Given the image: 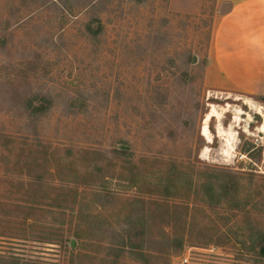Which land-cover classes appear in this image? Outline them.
<instances>
[{
    "label": "rangeland",
    "instance_id": "obj_1",
    "mask_svg": "<svg viewBox=\"0 0 264 264\" xmlns=\"http://www.w3.org/2000/svg\"><path fill=\"white\" fill-rule=\"evenodd\" d=\"M223 8L0 0V264H264V100L204 81Z\"/></svg>",
    "mask_w": 264,
    "mask_h": 264
},
{
    "label": "crops",
    "instance_id": "obj_2",
    "mask_svg": "<svg viewBox=\"0 0 264 264\" xmlns=\"http://www.w3.org/2000/svg\"><path fill=\"white\" fill-rule=\"evenodd\" d=\"M224 7L214 20L204 68L215 92L264 96V0H217Z\"/></svg>",
    "mask_w": 264,
    "mask_h": 264
},
{
    "label": "trees",
    "instance_id": "obj_3",
    "mask_svg": "<svg viewBox=\"0 0 264 264\" xmlns=\"http://www.w3.org/2000/svg\"><path fill=\"white\" fill-rule=\"evenodd\" d=\"M261 99L264 100V96H261ZM46 103L44 104L43 103V106L45 107ZM39 106H37L36 108L33 109V112H41L40 109H38ZM30 108V107H29ZM48 108V107H46ZM43 107H42V111H43ZM250 147H252V145H250L248 148H246V151H250ZM226 186V185H225ZM227 192L226 189H224V193ZM226 196V194H224ZM142 231L140 233H137L136 234H130V233H127L125 235L126 238H125V235L123 237V240H122V245H125V243H127V241L131 244L132 240H135V238H137V236L139 234H141ZM142 235V234H141ZM252 234H247L246 231L245 232H242V233H236L233 235L234 238H236V240L239 241V243H241L242 245H244L245 247H247L244 242V239H246L248 236H250ZM141 238H144V236H140ZM180 248H182V244H180ZM259 248V249H258ZM255 249H258L259 250V255L264 257V234L261 235V237L258 236V239H257V243H252V251H254ZM29 262H25L24 260H22L21 258H11L7 261H4V264H28ZM30 264H43V263H34V262H30Z\"/></svg>",
    "mask_w": 264,
    "mask_h": 264
},
{
    "label": "bare ground",
    "instance_id": "obj_4",
    "mask_svg": "<svg viewBox=\"0 0 264 264\" xmlns=\"http://www.w3.org/2000/svg\"><path fill=\"white\" fill-rule=\"evenodd\" d=\"M250 103H251L250 105L252 107L256 108L259 113L264 114V111H263L264 108L261 105L256 106L253 103V101H250ZM216 115H217V117L220 118L222 114L220 115V112L213 106L212 110L207 114L206 119L204 121V124L202 126V133L205 137H207L208 140H211V138H212L210 130H209V126H208V121L211 119L212 116H216ZM235 119H236V121L239 120V115L236 114ZM259 129L262 132L264 131V122L259 127ZM218 133H219V135L224 136V141L226 142V145H227V148H225L224 153H227V155L230 154V152L234 148L233 140L235 138V132L233 131V129H224L221 127V125H219L218 126Z\"/></svg>",
    "mask_w": 264,
    "mask_h": 264
},
{
    "label": "built area",
    "instance_id": "obj_5",
    "mask_svg": "<svg viewBox=\"0 0 264 264\" xmlns=\"http://www.w3.org/2000/svg\"><path fill=\"white\" fill-rule=\"evenodd\" d=\"M183 261H184V263H187L188 262V258L185 257Z\"/></svg>",
    "mask_w": 264,
    "mask_h": 264
}]
</instances>
